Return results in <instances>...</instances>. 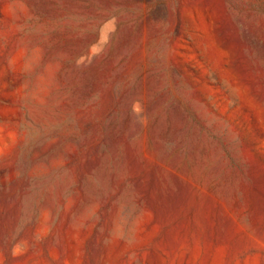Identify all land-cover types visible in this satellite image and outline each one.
Returning <instances> with one entry per match:
<instances>
[{
	"label": "rangeland",
	"instance_id": "374dc122",
	"mask_svg": "<svg viewBox=\"0 0 264 264\" xmlns=\"http://www.w3.org/2000/svg\"><path fill=\"white\" fill-rule=\"evenodd\" d=\"M0 264H264V0H0Z\"/></svg>",
	"mask_w": 264,
	"mask_h": 264
}]
</instances>
